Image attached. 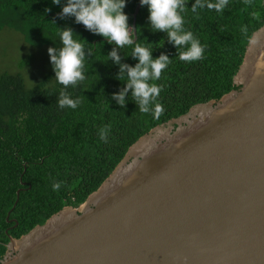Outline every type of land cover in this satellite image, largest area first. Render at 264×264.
Returning a JSON list of instances; mask_svg holds the SVG:
<instances>
[{
  "label": "water",
  "instance_id": "1",
  "mask_svg": "<svg viewBox=\"0 0 264 264\" xmlns=\"http://www.w3.org/2000/svg\"><path fill=\"white\" fill-rule=\"evenodd\" d=\"M232 82L141 135L80 205L8 237L0 264H264V23Z\"/></svg>",
  "mask_w": 264,
  "mask_h": 264
},
{
  "label": "trees",
  "instance_id": "2",
  "mask_svg": "<svg viewBox=\"0 0 264 264\" xmlns=\"http://www.w3.org/2000/svg\"><path fill=\"white\" fill-rule=\"evenodd\" d=\"M136 2L126 0L123 9L130 25ZM65 3L0 0V29L17 31L27 44L60 49L61 28L71 27L77 33L74 39L93 50L85 63L86 79L74 88L64 89L54 79L50 57L48 71L29 88L19 74L0 73V257L8 237L18 238L64 206L80 205L150 128L184 114L194 104L217 100L237 89L232 79L245 46L264 23V0H252L251 5L229 0L223 12L205 8L196 13L190 9L195 0H187L185 30L199 39L205 52L201 60L184 62L166 33L151 30L148 8L140 5L134 23L139 31L136 42L154 48L153 58L165 53L172 59L155 81L163 86L156 102L164 108L156 119L152 113L139 111L131 91L124 108L112 99L113 93L126 86L116 79L119 66L108 60L114 45L76 23L74 17L61 19ZM242 26L247 27L246 34ZM118 51L122 63L135 66L138 62L128 55L132 47ZM61 90L81 100L76 109L59 107ZM109 125L105 142L99 133ZM55 182H61L59 191L52 188Z\"/></svg>",
  "mask_w": 264,
  "mask_h": 264
},
{
  "label": "clouds",
  "instance_id": "3",
  "mask_svg": "<svg viewBox=\"0 0 264 264\" xmlns=\"http://www.w3.org/2000/svg\"><path fill=\"white\" fill-rule=\"evenodd\" d=\"M52 2L56 5L61 4V0H52ZM228 3L229 0H215V2L195 0L190 9L193 13H196L198 9L205 8L223 12ZM244 3L251 5L252 0H244ZM140 4L148 8L151 30L167 34L168 42L176 47L181 61L194 62L204 58L205 46L184 27V15L189 9L187 0H140ZM125 6L126 0H66L59 16L61 19L74 17L76 23L83 24L87 30L104 37L108 44L114 45L107 54L108 60L111 59L115 65L119 66L116 79L126 82V86L119 92L113 93L112 99L121 108H124L128 93L131 91V96L139 111L152 113L154 118L158 119L164 113L162 104L156 102L163 86L158 85L155 81L160 80L162 72L172 63V59L165 53L153 58L154 48L136 42L138 40H135V35L139 31L129 24V17L123 11ZM46 11H50V9H46ZM252 15L255 17L257 13L253 12ZM61 29L62 47L60 49L49 47L48 54L55 73L54 79L64 89L69 86L74 88L85 81L86 59L91 57L93 50L86 49L82 42L74 39L75 32L71 27ZM241 31L246 34L247 27L242 26ZM125 47H132V51L128 55L138 60L135 66L122 63V57L118 50ZM179 49L185 50L178 52ZM57 101L61 109L66 107L76 109L81 103L79 98L73 99L65 90L60 91ZM110 130V125L102 128L99 133L100 139L107 142ZM52 188L54 191H59L61 182L53 183Z\"/></svg>",
  "mask_w": 264,
  "mask_h": 264
},
{
  "label": "rangeland",
  "instance_id": "4",
  "mask_svg": "<svg viewBox=\"0 0 264 264\" xmlns=\"http://www.w3.org/2000/svg\"><path fill=\"white\" fill-rule=\"evenodd\" d=\"M48 66L47 46H31L17 31L7 27L0 29V73L19 74L24 86L29 88L48 71Z\"/></svg>",
  "mask_w": 264,
  "mask_h": 264
},
{
  "label": "bare ground",
  "instance_id": "5",
  "mask_svg": "<svg viewBox=\"0 0 264 264\" xmlns=\"http://www.w3.org/2000/svg\"><path fill=\"white\" fill-rule=\"evenodd\" d=\"M143 142H144V141L141 140V141H140L135 147H137V148L140 147V146L143 144Z\"/></svg>",
  "mask_w": 264,
  "mask_h": 264
},
{
  "label": "flooded vegetation",
  "instance_id": "6",
  "mask_svg": "<svg viewBox=\"0 0 264 264\" xmlns=\"http://www.w3.org/2000/svg\"><path fill=\"white\" fill-rule=\"evenodd\" d=\"M7 241H8V240H7ZM5 245H6V244H5ZM5 251H6V247H5ZM5 251H4V252H5ZM3 254H4V253H3ZM3 254H2V255H3ZM2 255H1V257H2ZM1 257H0V258H1Z\"/></svg>",
  "mask_w": 264,
  "mask_h": 264
}]
</instances>
